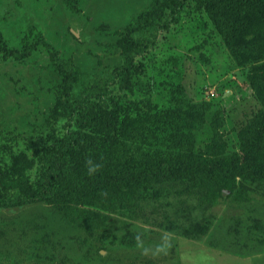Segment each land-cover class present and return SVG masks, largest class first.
Returning a JSON list of instances; mask_svg holds the SVG:
<instances>
[{
	"label": "rangeland",
	"instance_id": "1",
	"mask_svg": "<svg viewBox=\"0 0 264 264\" xmlns=\"http://www.w3.org/2000/svg\"><path fill=\"white\" fill-rule=\"evenodd\" d=\"M153 5L0 0V176L10 196L33 188L42 159L30 142L63 132V104L147 51L144 38L156 43L120 143L85 147L84 170L59 196L0 206V264H264V182L237 177L254 190L230 194L229 182L200 185L189 170L155 173L174 162L179 174L190 156L242 155V132L262 125L264 90L251 77L264 73V35L233 46L192 17L154 30L143 26ZM90 174L113 183L84 189ZM205 219L209 230L194 236Z\"/></svg>",
	"mask_w": 264,
	"mask_h": 264
},
{
	"label": "trees",
	"instance_id": "2",
	"mask_svg": "<svg viewBox=\"0 0 264 264\" xmlns=\"http://www.w3.org/2000/svg\"><path fill=\"white\" fill-rule=\"evenodd\" d=\"M190 17L205 27L212 26L225 42L233 46L238 45L249 34L264 35V0H155L149 16L143 20V26L154 30L168 29L171 24L176 25ZM146 40L148 37L138 44L147 51L140 48L137 57L115 68L103 84H97L63 104V132H53L47 137H37L30 142L35 150L34 154L42 159L33 188L10 196L6 193L0 176V206L59 196L65 182L84 170L79 164L82 160L80 154L85 147L101 142L120 143L122 132L131 125L133 114L140 106L136 98V79L147 71L151 51L156 44L154 42L150 49L149 41L146 43ZM251 82L261 94L264 90V73L251 77ZM262 111L260 128L255 126L253 134L247 131L241 134L242 155L236 153L221 157L219 162L216 159L190 156L183 160L184 168L179 174L174 172V162L164 163L161 170L155 173L158 176L177 178L184 170L185 173H189V170L192 174L184 176H189L200 185L208 184L219 189L223 183L229 182L230 194H238L242 191L238 190L240 187L245 192L253 191L254 189L243 184L237 186V177L249 182H264V110ZM83 178L84 189L92 186L106 188V182L113 183L111 179H103L96 174H90L88 178L84 175ZM210 226L207 219L193 222L194 236L208 231Z\"/></svg>",
	"mask_w": 264,
	"mask_h": 264
},
{
	"label": "clouds",
	"instance_id": "3",
	"mask_svg": "<svg viewBox=\"0 0 264 264\" xmlns=\"http://www.w3.org/2000/svg\"><path fill=\"white\" fill-rule=\"evenodd\" d=\"M88 163L91 164L92 162L89 161ZM96 167H99V166L97 165ZM93 171H95V168L90 169V173L93 172Z\"/></svg>",
	"mask_w": 264,
	"mask_h": 264
}]
</instances>
